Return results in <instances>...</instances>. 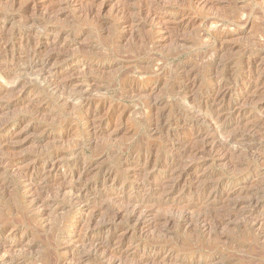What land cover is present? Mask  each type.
<instances>
[{"label": "rangeland", "instance_id": "obj_1", "mask_svg": "<svg viewBox=\"0 0 264 264\" xmlns=\"http://www.w3.org/2000/svg\"><path fill=\"white\" fill-rule=\"evenodd\" d=\"M263 118L264 0H0V264H264Z\"/></svg>", "mask_w": 264, "mask_h": 264}, {"label": "bare ground", "instance_id": "obj_2", "mask_svg": "<svg viewBox=\"0 0 264 264\" xmlns=\"http://www.w3.org/2000/svg\"><path fill=\"white\" fill-rule=\"evenodd\" d=\"M264 119V118H263ZM253 128V127H252ZM257 132H259V131H257ZM252 133V132H251ZM247 140V139H246ZM231 142V141H230ZM217 147V146H216ZM256 203V202H255ZM207 220V219H206ZM216 222V221H215ZM222 222V221H221ZM211 226V225H210ZM262 226V225H261ZM207 229V228H206ZM210 229V228H209ZM88 240V239H87ZM84 241H86V240H84ZM97 245V244H96ZM100 245V244H99ZM103 245V244H102ZM97 248V247H96ZM105 250V249H104ZM119 250H117V252H118ZM98 253V252H97ZM106 253V252H105Z\"/></svg>", "mask_w": 264, "mask_h": 264}]
</instances>
